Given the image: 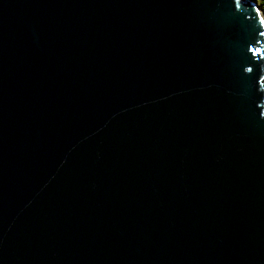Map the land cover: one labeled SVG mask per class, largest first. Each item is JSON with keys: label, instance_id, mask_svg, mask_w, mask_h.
<instances>
[{"label": "water", "instance_id": "obj_1", "mask_svg": "<svg viewBox=\"0 0 264 264\" xmlns=\"http://www.w3.org/2000/svg\"><path fill=\"white\" fill-rule=\"evenodd\" d=\"M0 264H264L255 0H0Z\"/></svg>", "mask_w": 264, "mask_h": 264}, {"label": "trees", "instance_id": "obj_2", "mask_svg": "<svg viewBox=\"0 0 264 264\" xmlns=\"http://www.w3.org/2000/svg\"><path fill=\"white\" fill-rule=\"evenodd\" d=\"M255 1L257 2L258 6L264 13V0H255Z\"/></svg>", "mask_w": 264, "mask_h": 264}]
</instances>
